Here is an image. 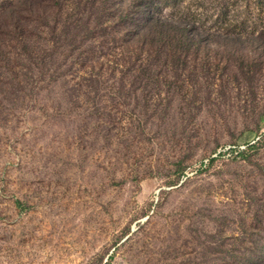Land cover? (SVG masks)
Masks as SVG:
<instances>
[{
  "label": "rangeland",
  "instance_id": "rangeland-1",
  "mask_svg": "<svg viewBox=\"0 0 264 264\" xmlns=\"http://www.w3.org/2000/svg\"><path fill=\"white\" fill-rule=\"evenodd\" d=\"M17 1L0 264H264V0ZM178 25L174 52L132 31Z\"/></svg>",
  "mask_w": 264,
  "mask_h": 264
},
{
  "label": "trees",
  "instance_id": "trees-1",
  "mask_svg": "<svg viewBox=\"0 0 264 264\" xmlns=\"http://www.w3.org/2000/svg\"><path fill=\"white\" fill-rule=\"evenodd\" d=\"M44 1V3H43ZM54 4V0H19L17 1V3L14 5L13 7H15L16 9H18L20 12L18 13L19 18L21 19V14L22 12H27V17L33 20H37V21H41V20H49L48 15H46L44 13V11H47L46 9L41 13L40 8L42 6V8L44 7H50L51 10H53L55 12V9L53 7ZM53 8V9H52ZM53 11H49V13H52ZM131 9L130 10H126L121 18L122 20H124L125 22L127 21H132L131 24L133 26H135V24H133V20H131ZM149 18H154V16L152 15L151 17H147ZM22 22V21H21ZM0 24L7 26V30L9 31L10 26L17 29L20 27V21L15 19V18H6L4 19V21H2V19H0ZM149 27H147V29H156L157 27L153 26V25H147ZM176 31L174 33L170 32V33H165L163 30H161L157 35H151L150 33L147 34L145 33L146 30L144 31L143 29H140L139 27H132V31L135 32V34L137 35V39H141L142 41L147 40L149 38H151V44H156L158 45V43H162L163 45L165 43H167L169 45V51L170 52H174L173 50V44H185L187 42H190V35H189V31L187 29V27H183V26H176ZM11 30V29H10ZM11 34V31H9V35ZM139 36V37H138ZM155 37V38H153ZM166 44V45H167ZM176 52V50H175Z\"/></svg>",
  "mask_w": 264,
  "mask_h": 264
}]
</instances>
